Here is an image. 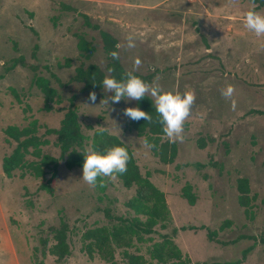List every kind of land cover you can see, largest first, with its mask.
I'll use <instances>...</instances> for the list:
<instances>
[{
	"label": "rangeland",
	"instance_id": "374dc122",
	"mask_svg": "<svg viewBox=\"0 0 264 264\" xmlns=\"http://www.w3.org/2000/svg\"><path fill=\"white\" fill-rule=\"evenodd\" d=\"M253 6L264 13V6L251 0H0V264H106L98 254L90 258L84 251L83 234L96 226L112 227L119 223L117 217L136 216L127 206L136 186L124 187L117 176L107 177V189L101 192L83 181L81 167L69 169L64 160L53 179L52 170L45 177H23L19 169L12 177L4 172L3 160L17 146L6 134L9 125L24 127L37 119L38 135L49 139L43 151L60 157L57 135L46 130L60 126L71 99L88 136L86 148L95 129L105 127L133 149L142 174L166 193L169 219L152 234L135 237L130 247L117 248L116 264H130L125 250L143 255L145 264H174L152 256L164 236L189 258L187 264H264V114L250 113L264 110V37L244 26L245 13ZM83 13L100 28L87 25ZM100 30L117 37L127 71L164 90L195 92L173 163H161L130 128L123 110L135 107V100L110 103L114 110L109 111L103 99L111 93L95 90L92 105V91L73 80L81 64L106 71L109 56ZM78 35L95 46L90 58L78 49ZM129 37L135 47H127ZM21 57L26 64L14 66ZM136 58L141 65L133 69ZM38 76L60 95L51 111L33 83ZM228 84L235 87V111L221 95ZM240 177L249 179L256 197L252 214L238 201ZM187 183L198 197L195 205L182 196ZM63 222L71 253L59 257L51 248ZM209 230L217 231L214 239Z\"/></svg>",
	"mask_w": 264,
	"mask_h": 264
},
{
	"label": "trees",
	"instance_id": "16d2710c",
	"mask_svg": "<svg viewBox=\"0 0 264 264\" xmlns=\"http://www.w3.org/2000/svg\"><path fill=\"white\" fill-rule=\"evenodd\" d=\"M258 3L259 6H264V0H251ZM87 25L95 29H99V24L92 23L89 15L82 14ZM34 34L38 36V32L33 28ZM102 39L105 44V50L109 56L107 68H114V75L117 79L124 78L127 72L126 68L119 59H113L110 56L112 51L118 52V39L112 33L100 30ZM77 47L81 52H85L86 56L90 58L95 52V46L87 41L83 35H78ZM38 49V44L35 45V51ZM18 64L25 65L24 57L16 60L14 66ZM106 71L101 69L96 64H81L76 68V74L73 80L84 82V89L86 91H95L103 88L102 80L105 77ZM33 83L41 89L45 96V106L47 111L54 109V103H60L61 98L56 88L50 85L49 80L44 76L35 77ZM135 107H140L145 112L152 115V122L145 120L130 121V128L147 140L149 144L155 145L150 147L153 154L158 157L161 163L171 164L175 161L178 155L177 142H169L167 136L164 135L162 125L159 123L157 113L155 111V103L149 97L145 96L141 101L135 103ZM250 113L264 114V110L252 109ZM39 123L34 119L27 126L19 127L17 125H9L6 128L8 139H13L17 142V146L13 152L5 156L3 160V170L8 177H12L16 169L21 170V176L32 174L36 177H45L48 170H52L53 179L57 172L60 160H64L65 165L69 169L75 167L83 168L84 154L86 140L88 136L83 133L79 121V115L75 105L74 99L70 100V105L66 109L64 117L61 120L58 128H47V134L57 135L55 144L60 148V157L53 156L43 151L42 146L49 143V139H43L38 135ZM96 128L91 137V146L99 151H105L108 147L124 143L127 147L130 160L127 165V171L124 174H116L119 180L122 181L124 187L132 188L136 186V194L127 202V206L134 210L136 216L133 218L117 217L118 224L112 227L96 226L89 228L83 234L84 251L90 258H94L98 254L106 261V264H116L115 252L117 248H128L132 245L134 238H143L144 234H152L155 227L160 222H165L169 219L170 211L166 200V193L160 189L151 179L150 175H143L137 159L134 155L133 149L118 135L110 133L108 130L104 133L98 131ZM28 156L34 157L33 159ZM103 186L101 187L99 181L97 188L104 192L107 189V177L101 178ZM46 189L52 191V187L45 186ZM238 201L239 204L245 208L246 212L252 214L255 196L251 195L250 182L247 177H240L237 180ZM182 196L188 201L190 205H195L197 202V195L193 191V185L187 183L182 190ZM108 217L114 218L109 210H106ZM140 216H145L143 220ZM229 224V222H228ZM67 224L63 222V227L57 231L56 237L58 242L51 248L52 254H57L59 257H65L71 253L69 244L67 242ZM204 227V226H203ZM225 226H221L224 229ZM179 229L187 230V226H182ZM178 231L177 228L174 229ZM216 230H209V237L214 239ZM246 237V236H242ZM264 243V238L262 239ZM249 252V249L244 251V256ZM125 256L129 259L130 264H145L146 260L143 255H136L125 250ZM152 256L159 262H168L173 260L174 264H187L189 258H183L182 250L168 236H164L161 242L154 245ZM214 264H229L227 262H215Z\"/></svg>",
	"mask_w": 264,
	"mask_h": 264
},
{
	"label": "clouds",
	"instance_id": "9594fccd",
	"mask_svg": "<svg viewBox=\"0 0 264 264\" xmlns=\"http://www.w3.org/2000/svg\"><path fill=\"white\" fill-rule=\"evenodd\" d=\"M244 26L257 37H264V13L250 8L244 16ZM127 47H135L132 37L128 38ZM110 56L115 60L119 59V53L112 51ZM141 60L136 58L133 69H138ZM108 75L102 80L103 90L112 95L106 96L103 103L110 110L111 104H118L122 99L125 101L135 100L141 101L145 96H149L155 103V111L159 123L162 125L163 133L167 136L169 142L175 143L183 140L184 124L191 113L192 105L195 103L196 95L191 89L183 92L180 90H164L158 82L151 84L145 82L140 76L136 75L133 70L125 73L124 78L117 79L111 73L114 68H108ZM235 87L228 84L221 90V95L225 99L231 100V108L233 111L237 108V101L234 99ZM88 100L95 105L97 94L95 91L89 93ZM101 102V101H100ZM87 104V103H86ZM123 115L132 121L145 120L152 122L153 117L140 107H126ZM98 131L102 134L107 131L105 127H100ZM145 144L149 147L155 145L149 144L145 140ZM84 162L82 168V179L90 186H103L101 178H115L116 174H124L127 171V165L130 160V154L124 143L108 147L105 151H99L93 146H89L84 152Z\"/></svg>",
	"mask_w": 264,
	"mask_h": 264
}]
</instances>
